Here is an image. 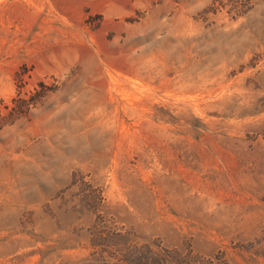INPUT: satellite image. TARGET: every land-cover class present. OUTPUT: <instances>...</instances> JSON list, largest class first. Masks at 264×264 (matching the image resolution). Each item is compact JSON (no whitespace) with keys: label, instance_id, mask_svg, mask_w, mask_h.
Segmentation results:
<instances>
[{"label":"rangeland","instance_id":"rangeland-1","mask_svg":"<svg viewBox=\"0 0 264 264\" xmlns=\"http://www.w3.org/2000/svg\"><path fill=\"white\" fill-rule=\"evenodd\" d=\"M0 264H264V0H0Z\"/></svg>","mask_w":264,"mask_h":264}]
</instances>
